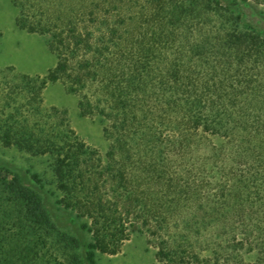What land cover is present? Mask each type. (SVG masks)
<instances>
[{
  "label": "trees",
  "instance_id": "trees-1",
  "mask_svg": "<svg viewBox=\"0 0 264 264\" xmlns=\"http://www.w3.org/2000/svg\"><path fill=\"white\" fill-rule=\"evenodd\" d=\"M11 1L55 64L0 69V144L50 157L58 203L87 221L85 260L136 232L163 264H264V36L237 12L264 0ZM57 82L102 123L103 156L44 106ZM0 182L47 223L18 178Z\"/></svg>",
  "mask_w": 264,
  "mask_h": 264
},
{
  "label": "rangeland",
  "instance_id": "rangeland-1",
  "mask_svg": "<svg viewBox=\"0 0 264 264\" xmlns=\"http://www.w3.org/2000/svg\"><path fill=\"white\" fill-rule=\"evenodd\" d=\"M231 1V0H228ZM239 1V0H237ZM237 12L242 24L264 36V5L240 4ZM17 10L11 0H0V69L14 68L16 73L43 76L55 64L47 48V36L28 33L16 25ZM46 107L65 110L70 127L77 137L103 156L108 142L97 118L82 117L77 97L65 91L61 83L48 84L42 93ZM215 145L220 139L212 137ZM0 176L18 178L21 185L41 201L47 223L32 221L23 204L0 182V264H89L84 246L90 234L81 229L86 219L64 209L48 156H32L15 147L0 144ZM74 238L78 246L69 241ZM254 255L246 254V261ZM95 264H163L154 257V249L142 233H132L116 254L95 253Z\"/></svg>",
  "mask_w": 264,
  "mask_h": 264
}]
</instances>
